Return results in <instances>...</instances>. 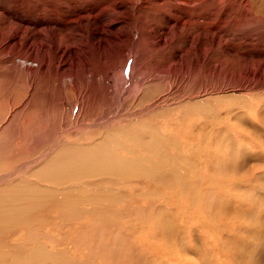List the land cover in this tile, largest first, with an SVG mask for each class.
I'll list each match as a JSON object with an SVG mask.
<instances>
[{
    "label": "rangeland",
    "instance_id": "374dc122",
    "mask_svg": "<svg viewBox=\"0 0 264 264\" xmlns=\"http://www.w3.org/2000/svg\"><path fill=\"white\" fill-rule=\"evenodd\" d=\"M177 5L174 0H0V112L10 100L17 124L23 110L35 111L37 135L28 152L59 136L82 145L134 123L157 128L154 141L142 136L138 155H126L159 167L155 181L116 178L99 184L97 179L84 193L126 199L112 206L119 216L109 211L112 231L118 235L122 229L127 242L123 261L264 264V0H208L183 12ZM49 26L69 29L71 42L61 34L51 43ZM162 41L169 44L163 54L155 52ZM40 42L60 50L50 49L49 72L46 58L28 48ZM142 61L148 76L151 70L172 72L170 80L157 72L149 77L154 81L144 101L138 98L144 92L140 77L130 86L126 76L141 75ZM56 68L71 73L63 81L75 82L78 94L53 83ZM122 139L129 147V139ZM178 159L187 160L183 168L170 178L160 176ZM145 193L154 203L146 204ZM140 216L144 222L134 233L128 227ZM81 222L60 234L74 232L82 244ZM42 229L57 235L47 225ZM17 233L7 235V242L19 243ZM117 235L100 242L106 256L120 254ZM82 253L86 250H78V260Z\"/></svg>",
    "mask_w": 264,
    "mask_h": 264
},
{
    "label": "bare ground",
    "instance_id": "6f19581e",
    "mask_svg": "<svg viewBox=\"0 0 264 264\" xmlns=\"http://www.w3.org/2000/svg\"><path fill=\"white\" fill-rule=\"evenodd\" d=\"M162 1L166 3V0ZM174 1L178 3V5L175 6V10L180 12H183V9H187V6L192 4L197 7H203L208 4V0ZM145 7L144 5V8ZM83 19L86 18L84 17ZM95 29L96 28H94V30ZM46 31L51 34V43H55L56 39L58 36H61V34H64V36L69 39L67 41L68 43L71 42L70 39L72 35L69 29L65 27L49 26L46 28ZM39 38H44L41 32L39 33ZM31 44L28 45V48H33L32 50L34 52L40 53L46 58L45 70L49 72L50 59L47 60V56L51 55L50 49L52 48L49 45H41V42L39 46ZM168 46V42L162 41L159 46L157 45L158 48L155 49V52H162L164 47L169 48ZM67 48L68 46H65L64 49ZM73 48L75 49V46H73ZM127 50L128 49H126V51ZM59 51V47H54L52 49V52L55 53H59ZM134 58L135 56L132 60L135 63L137 59ZM175 60L180 61V59L177 58ZM144 66H146V64L143 61L137 66L141 75L140 73L137 75L136 71L130 76L129 73L126 74L129 78L130 86L137 82L138 79L136 76L140 77V87L144 90L143 95L141 93L138 97L141 101L147 98L148 92H146V87L151 84L149 83L150 81H154L153 78L149 79V77H153L155 72L161 73L162 75L164 74L169 80L172 77V72L166 73V71L162 70H151V75L148 76V71ZM52 72L54 76L53 83L56 86L61 88L62 82L71 92L78 94L76 91L78 87L75 82H70V84H68L63 81L67 75L71 74L69 71L56 68L52 70ZM124 72L126 73V71ZM107 78H109L108 75H104L103 79L107 80ZM31 96L32 93H30V97ZM93 101L97 100L94 99ZM78 106H80V110H78L80 115L85 108V104L82 103ZM78 106L74 104V107ZM27 109V112L23 110L25 115H22V112L20 113L22 116L18 118L17 124L15 123L16 121L14 122L17 116L15 113L17 111L15 112V109L12 108V102L10 100L7 102L5 109L0 112V136L4 132H7L4 137H0V264H139L138 259L127 262L123 261L121 257L124 256V251L127 248L125 245V243L127 244L124 238L125 235L121 231L122 229L119 230L118 235L115 231L116 229H114V231L111 229L113 228V224L110 223L111 215L116 217L119 216V212H116V209L114 212V207L112 206H115V203L119 204L120 201L124 202L126 199H121V197L111 193L103 196H95L97 194H93L92 197L89 196L90 193H88V195L84 193L89 192L88 187L90 185L94 186L97 179H99V184H103L105 180L107 184L116 178L123 180L139 179L140 181L147 182L155 181L156 172L154 171H157L159 167L142 166L135 159H131L132 157L128 158L126 155H138L137 148L142 142V136L144 138L148 137V139L153 137L151 141H154L155 134L158 133L157 128L155 129L153 125L143 126L134 123V125L126 126L121 130H111V132L114 131V134L110 135V132L106 133L103 137L82 145L65 143V140L58 134L59 137H56L54 140L47 139L49 141L45 147H43L44 145L42 143V148H40V143V145L38 144L39 148L35 149L33 152H28L26 147L29 146L32 141L35 142L36 140V124L38 123H35V121H37L35 120V111L30 107ZM46 127L48 126H45V128ZM114 136H117L118 139ZM123 137L129 139V147L128 143L122 139ZM172 141L169 140V144L174 145L175 143H171ZM31 145L34 144L32 143ZM38 145H36V147ZM138 159L141 162L142 159L139 158V156ZM185 162H187V160L178 159L174 164L172 163L164 166L162 168L164 172H161L160 176L168 173V176H174L173 171L178 172L179 169L185 166ZM118 183H120V181H118ZM106 191L108 192V190ZM101 192L95 193L100 194ZM121 194L120 192V195ZM143 194L142 197L146 196L144 198L146 204L154 203V201L150 199L151 197L147 198L150 195L148 196L147 193H145L146 195ZM181 194H183V192ZM130 198L132 197H129V199ZM127 218L133 220L131 216H126L125 219ZM165 219L166 222H169L168 224L173 222L172 217H166ZM79 220H82V222L78 228L81 230L85 229L81 234L83 237L82 244H78L79 240L78 237H75L74 232L70 235L60 234L61 229H67L69 231L75 229L74 225L75 223L79 224ZM143 222L144 219L142 220L140 216V220L134 221L133 225L129 226L128 229L136 233V230L141 226L138 225L143 224ZM46 225L49 226L50 229L56 230L57 235L54 236L45 232L42 228ZM150 225L151 228L158 226L159 221L153 222V224L150 223ZM93 229L96 231L95 233ZM16 233L18 236L22 237L21 241L17 244L7 242V235ZM58 235H60L59 238L57 237ZM116 235L118 236L117 243L120 245V254L115 255L111 253L106 256V254L101 251V243H105L103 237H108V239L112 241L116 239ZM120 240H123L121 244L119 242ZM91 242L97 243L96 247L92 246ZM62 244L64 246L60 248ZM80 249L86 250V253H82L81 259L78 260L77 255Z\"/></svg>",
    "mask_w": 264,
    "mask_h": 264
}]
</instances>
